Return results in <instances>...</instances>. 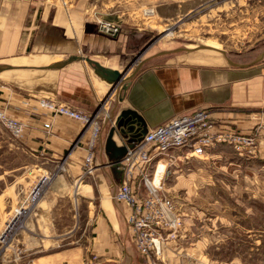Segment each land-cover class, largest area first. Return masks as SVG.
<instances>
[{
	"label": "crops",
	"instance_id": "1",
	"mask_svg": "<svg viewBox=\"0 0 264 264\" xmlns=\"http://www.w3.org/2000/svg\"><path fill=\"white\" fill-rule=\"evenodd\" d=\"M32 5L35 4L27 0H0V65L7 66L0 71V109L25 124L19 142L35 157L38 170L48 171L56 164V167L61 166V175L52 180L36 202L33 213L29 214L18 245L23 254L22 257L18 255L17 260L22 259L23 264H146L138 255L128 228L129 206L112 198L121 182L120 168L113 163L114 157L124 152L128 139L141 136L142 128L139 123H134L132 131L119 134L114 129L111 133L122 110L135 111L148 130L173 115L207 109L213 120L212 130L230 128L244 134L252 133L257 136V145L255 154L245 160H230L229 156L222 155L221 150L211 146L206 149L204 160L198 163L209 166L219 157L225 168L235 166L238 172H242L245 167L255 166L256 174H262L264 63L229 67L201 50L153 54L146 58L148 60L130 80L126 91L116 88L107 102L111 101L110 106L102 108V115L106 118L94 149L96 171L92 178L95 182L87 184L89 189L81 194V198L72 196L69 185L80 173L90 130L82 132L84 124L78 120L52 116L39 106L37 98L48 95L76 111L91 113L96 110L108 85L81 60L60 68L48 66L80 54L104 67L121 70L134 43L126 33L109 37L97 32L94 24L82 20L78 10L68 13L43 7L38 12L37 6L32 10ZM207 56L214 58L211 64L205 61ZM37 60L42 62H34ZM133 71L129 70L127 74ZM44 122L50 123L49 132L44 129ZM175 153L174 158H181L178 155L180 150L171 152L172 155ZM59 159L63 160L61 164H58ZM191 168L192 185H198L197 191L200 185L217 183L208 176L200 184L196 167ZM8 172L0 175L1 205L6 211L12 203V198H4L11 184L7 180ZM135 191L139 193V185L135 186ZM22 198H18L17 204ZM79 199L86 204L83 210L86 222L81 228L79 219L75 218L79 215ZM65 203L74 218L70 222L73 226L57 233L55 225L62 216L57 211ZM243 209L247 216V208L243 206ZM181 215L182 225L175 239L172 238L167 246L165 241L162 246L163 264H185L183 259L188 254L182 251L195 249L185 246L182 212ZM66 239L72 240L71 245L60 243Z\"/></svg>",
	"mask_w": 264,
	"mask_h": 264
},
{
	"label": "rangeland",
	"instance_id": "2",
	"mask_svg": "<svg viewBox=\"0 0 264 264\" xmlns=\"http://www.w3.org/2000/svg\"><path fill=\"white\" fill-rule=\"evenodd\" d=\"M27 1L35 4L32 5V10L34 6H37L38 12L43 7L66 10L68 13L78 10L82 14V20L94 24L97 32H100L96 23L99 19L117 23L121 28L119 33L128 34L134 43L133 50L121 70L131 62L130 70H135L138 64L149 55L175 48L206 51L209 56L218 58L217 60L229 67L231 65L216 50L194 47L204 45L220 49L230 61L238 64H248L264 51V0ZM181 52L184 51L173 53ZM213 59L207 56L205 61L211 64ZM261 63H264V55L255 64ZM109 87L108 85V90ZM108 90L98 100L97 108L104 104L107 108L110 106L111 101L108 104L109 100L104 103L109 95ZM85 128L86 126L83 127L82 132ZM19 138L12 137L0 123V175L9 170L7 180L11 184L8 185L10 188L5 192L4 198L6 196L12 198V203H9V209L6 211L1 205L2 197L0 196V234L5 221L13 215L14 210L19 205L26 208L25 214L13 226L11 235L4 240L0 237V264H23V260H17V256L21 254L22 257L23 254L18 245L21 242L20 235L24 234L25 222L30 218L29 214L33 213L36 202L45 194L52 180L61 175L60 166L56 167L55 163L54 166L48 167V171L38 170L35 164L37 160L20 144ZM132 141L133 139L127 140L128 143ZM212 148L221 150L222 155L229 156L230 160L233 158L245 160L244 156L237 155L231 147L221 145L220 147L212 146ZM176 150L181 151L178 154L181 158L178 160L174 158L177 153L171 154ZM187 151L188 148L171 149L166 155L155 158L148 171L151 174L156 163L160 164L159 167L157 166L155 182H158L164 193L172 198L178 211L183 213L182 220L185 227L183 241L186 242V247L195 248L182 251L188 254L186 258L183 257L185 264L187 261H192L193 264H264V169L260 171L262 174L258 175L255 172V166L248 169L245 167L242 172H238L235 166L225 168L223 159H218L219 157L207 166L198 163L202 162L204 157L192 155L190 157V154L182 157ZM60 161L63 160L59 159ZM193 166L196 167L197 176H200V184L204 182L202 179L206 180L208 176L215 179L217 183L210 186L200 185L197 191L198 185H192L191 167ZM18 167L21 168L15 170ZM45 173L50 176V179L43 187L41 195L34 200H29L30 190ZM75 180L76 178L69 185V193L78 198H81V194L89 189L87 184L95 182L92 177L81 184ZM255 180L258 189L255 187ZM137 182H140V178ZM1 189L0 184V193ZM138 192L141 195L145 194L146 187L143 183L139 186ZM22 196V200L17 204L18 198ZM78 204L79 215H75V218L79 219L78 226L80 224L81 228L86 222L83 213L86 204L80 199ZM243 206L248 210L247 216ZM74 209L76 210V207ZM57 213L62 216L58 219L55 229L57 233H62L73 226L70 222L74 218L68 211L67 203ZM170 240L172 238L165 240L166 246ZM71 241L66 239L60 243L71 245Z\"/></svg>",
	"mask_w": 264,
	"mask_h": 264
},
{
	"label": "built area",
	"instance_id": "3",
	"mask_svg": "<svg viewBox=\"0 0 264 264\" xmlns=\"http://www.w3.org/2000/svg\"><path fill=\"white\" fill-rule=\"evenodd\" d=\"M101 33L116 35L120 26L114 22L97 20ZM114 95V90L107 96L106 103ZM39 106L48 110L52 116L61 115L78 120L90 130V139L86 146V155L80 165V174L76 176L79 184L93 177L96 171L94 149L98 140L100 128L106 116L102 115V105L94 112L83 113L76 111L49 96L37 98ZM0 123L14 138H19L25 124L11 118L0 109ZM213 120L207 109L198 108L189 113L176 114L148 129L146 133L131 143H126V152L120 160L123 171L113 199L129 206L127 224L133 238L138 255L145 259L146 264H163L162 246L168 238H174L181 226V212L178 211L171 197L155 182L157 173L156 163L151 174L150 165L155 158L166 155L171 149L188 148L183 156L204 157L206 149L211 146L225 145L231 147L238 155L251 157L255 154L257 136L252 133L244 134L230 128L212 130ZM44 129L50 131V123H43ZM85 128V130H86ZM185 150V149H184ZM61 168V166H60ZM140 178V182L138 181ZM50 176L45 173L39 177L29 192V200L41 195L43 187ZM144 184V195L135 191L136 185ZM31 198V199H30ZM26 208L19 205L13 215L6 221L0 237L4 240L11 235L13 226L23 216Z\"/></svg>",
	"mask_w": 264,
	"mask_h": 264
},
{
	"label": "water",
	"instance_id": "4",
	"mask_svg": "<svg viewBox=\"0 0 264 264\" xmlns=\"http://www.w3.org/2000/svg\"><path fill=\"white\" fill-rule=\"evenodd\" d=\"M214 49L211 47H207L204 45H200L195 47V49ZM190 49L188 48H175V49H171V50H163V51H159L157 53H155V56H159V55H164V54H168V53H173V52H178V51H189ZM217 52H219L220 54L223 55V57L225 58L226 62L231 65V66H236V67H248L250 65H253L257 62H259L262 58V56L264 55V51H262L260 54H258V56L252 60L250 63L248 64H238V63H234L232 61H230L227 57L226 54L222 51V50H217L214 49ZM85 60L87 62V64L92 67V69L94 70L95 74L104 82H106V84H108L109 87V92L111 93L113 90H115L116 88H120L121 91H126L130 80L134 77V75L140 70L141 66L148 60V59H144L142 60L138 66L135 68V70L128 75V71L131 69V63L127 64V66L123 69V70H115V69H110L107 67H104L103 65H101L99 62L92 60L89 57H85V56H81L80 54L78 55H72L69 56L68 58L54 63L48 67L50 68H60L62 66L67 65L68 63L72 62V61H80V60ZM7 66L5 65H0V71H2L3 69H5ZM121 99V98H120ZM134 123H139L140 125H142L141 131L139 132L140 135L142 136L145 132H146V128L145 125L142 121V118L140 115H138L135 111L133 110H122L120 112V114L118 115V117L115 119V124H114V128L112 129L111 133L113 131H115L114 129L118 130L119 134L124 133L126 130L132 131L134 128ZM85 127V126H84ZM120 151H117V153H119ZM126 149L124 150L123 153H119L118 156L114 157L113 163L116 164V166H120L119 164V160L122 158V156L125 154ZM120 173H121V179L123 176V171L122 169H120Z\"/></svg>",
	"mask_w": 264,
	"mask_h": 264
},
{
	"label": "bare ground",
	"instance_id": "5",
	"mask_svg": "<svg viewBox=\"0 0 264 264\" xmlns=\"http://www.w3.org/2000/svg\"><path fill=\"white\" fill-rule=\"evenodd\" d=\"M207 47H210V46H207ZM216 47V46H215ZM195 48V47H194ZM212 48V47H211ZM215 49V48H214ZM81 61H83V62H85L86 64H87V62L83 59V60H81ZM88 65V64H87Z\"/></svg>",
	"mask_w": 264,
	"mask_h": 264
}]
</instances>
